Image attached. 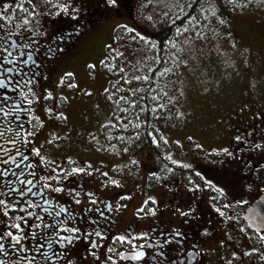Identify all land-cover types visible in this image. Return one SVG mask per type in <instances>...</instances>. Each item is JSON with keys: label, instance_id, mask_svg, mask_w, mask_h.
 <instances>
[{"label": "flooded vegetation", "instance_id": "1", "mask_svg": "<svg viewBox=\"0 0 264 264\" xmlns=\"http://www.w3.org/2000/svg\"><path fill=\"white\" fill-rule=\"evenodd\" d=\"M103 1L0 0V37L9 40L7 48L13 52V57H8L7 51L3 49H0V56L10 61L19 57L15 63L6 64L4 67L15 69V72L8 75L13 81L20 82L19 87L10 85L13 91L5 93V90L0 89V95L7 94L15 99L27 94L32 101L30 105L27 101L21 102L24 111L20 113L21 122L24 123L23 131L26 133L31 130L33 133L29 137L32 143L26 146L17 145L29 156L24 165H37L35 169H26L25 178L33 179L35 183L41 177H54L51 186L63 187L65 191L54 193L46 190V195L72 212L75 226L81 231L100 230L105 237L101 239L93 235L87 237V240L81 237L66 249L54 245V250L64 251L65 256L63 259L54 257L50 264H156L151 257L161 252L164 255L156 258L160 264H264V239H261L264 229L253 228L244 215L264 195V113L252 112L251 116H247V113L244 116L240 114L238 118L243 127L235 126V131L228 136L225 144L216 142V145H210V150L216 156L209 162L194 157H185V160L181 159L183 161L176 165H170L161 158L150 161L146 167L147 180L155 182L153 185L149 184L141 194L139 192L136 199L132 197L133 208H130V199L123 189L106 192L99 188L96 180L87 171L67 175L74 168L68 166L67 159H63V155L49 157L52 148L49 144L51 139L45 138L49 134L48 130L38 140L40 137L36 124L40 109L37 95L44 93L47 96L46 84L51 79V71L63 60L64 53L71 51L94 27L92 18H97L98 15L104 17L108 13L109 0ZM122 1L126 6L127 0ZM67 2L72 8L66 6ZM69 33L70 36L67 35ZM58 37L61 39H57ZM11 41H16L18 47L13 48ZM25 44L30 47L24 48ZM21 52L25 53L24 57H20ZM27 55H31L35 63L28 61L25 64L23 61ZM29 78L32 83H25ZM5 111H8L7 107ZM245 116L249 119L248 122L244 120ZM29 119L31 124L28 123ZM13 120L12 115L3 117L0 114V123L15 128V123L9 124ZM11 135L12 133L6 132L0 142L14 155L15 149L7 143ZM168 145L170 149L174 148L173 143ZM35 149L39 150L46 163H41V157L35 155ZM0 167L14 168V165ZM61 170L64 175L57 176ZM32 171H35V177L28 175ZM13 186L23 187L15 184ZM40 187L38 183L33 190ZM0 190L7 193L6 187ZM69 190L80 192L79 204L73 201ZM90 193L93 195H88ZM29 198L34 202L40 199ZM0 199L11 203L17 197L11 193L0 196ZM91 199H95L97 203L91 204ZM108 205H112V208L109 209ZM20 207L25 206L18 205L17 209ZM150 210H154L155 214ZM8 211L9 217H4L0 212V231L4 230L6 223L19 222L25 232H28L29 228L23 222L15 221L17 215L25 213L19 210ZM28 211L40 213L41 210ZM44 216L47 222V214ZM90 219L97 221V224H91ZM35 222L34 218H28V225ZM66 226L72 227L73 224L70 221ZM9 230L15 232L14 229ZM175 231L180 232L181 237L173 239ZM145 234L148 239H133ZM119 236H126L130 243L121 244L115 239ZM165 239H172V244L158 247ZM93 240L98 247L91 248L90 242ZM30 242H26L25 246ZM4 243L7 247L9 241L6 239ZM149 244L152 245L151 248L147 247ZM140 245L144 247L141 248ZM109 248L113 251L108 252ZM136 251H144L145 258L141 261L120 259L121 255L132 256ZM109 256L112 260H108ZM16 259L17 256L11 257L13 264ZM37 259L41 258L37 256ZM21 264H28V261H21Z\"/></svg>", "mask_w": 264, "mask_h": 264}, {"label": "rangeland", "instance_id": "2", "mask_svg": "<svg viewBox=\"0 0 264 264\" xmlns=\"http://www.w3.org/2000/svg\"><path fill=\"white\" fill-rule=\"evenodd\" d=\"M127 1L129 7L122 0H116L115 5L109 0L111 12L101 17L102 21L86 33L69 56L61 60V69L46 84L49 98L44 99V93L37 95L40 117L36 128L39 141L48 129L54 134L49 142L52 149L67 147L74 151L80 146L110 152L107 158L118 167L116 173L110 175L97 169L99 173L89 172L95 175L102 190L123 189L130 199V208H133L132 197L136 199L139 192L141 194L149 184L153 185L147 180L146 171V164L153 157L144 143L133 150L127 143H124L126 146L104 145L102 132L106 124L109 127L118 121L111 116L105 99L109 81L105 66L121 53L125 31L133 29L143 34L148 27L147 19L155 18L163 9L180 5L183 0ZM258 5L261 6L234 15L231 39L207 46L201 56L193 47L190 49V66L181 78L177 112L171 122L158 125L167 144L176 140L173 137L175 130L182 133L183 128L188 130L184 141L178 136L177 145L173 144L175 152H168L172 161L181 163V157L210 161L216 156L210 145H216V142L225 144L235 126L243 127L237 120L239 111H264V0H259ZM66 6L72 8L68 2ZM63 68L70 69L63 72ZM83 103L90 104V108L83 115L78 114L77 107L85 106ZM46 110L47 118L43 116ZM244 120L249 121L246 116ZM178 145H181L183 154Z\"/></svg>", "mask_w": 264, "mask_h": 264}, {"label": "trees", "instance_id": "3", "mask_svg": "<svg viewBox=\"0 0 264 264\" xmlns=\"http://www.w3.org/2000/svg\"><path fill=\"white\" fill-rule=\"evenodd\" d=\"M254 1L183 0L176 7L163 9L155 23L147 20L148 26H153L145 27L143 34L132 29L124 32L121 53L106 65L110 76L106 97L118 119L107 131V139L114 144L127 143L129 148L144 142L162 159L163 142L156 143L154 138H161L158 125L175 113L190 49L201 55L207 46L231 39L232 16L250 8ZM101 17L92 18V25H98ZM144 76L149 79L145 81Z\"/></svg>", "mask_w": 264, "mask_h": 264}, {"label": "snow or ice", "instance_id": "4", "mask_svg": "<svg viewBox=\"0 0 264 264\" xmlns=\"http://www.w3.org/2000/svg\"><path fill=\"white\" fill-rule=\"evenodd\" d=\"M110 3L115 5L116 0H110ZM73 19H76V17H73ZM67 35L70 36L71 33ZM57 39L61 38L58 37ZM8 44L9 40L7 38L0 37V49L7 51L8 57H13V52L8 51ZM11 46L13 48L18 47L17 42L11 41ZM23 47L29 48L30 45L25 44ZM19 55L20 57H24L25 53L21 52ZM17 59H19V57H16L10 61L6 57L0 56V89L5 90V93L7 91L14 90L10 89V85L15 84L17 87L20 85L19 81H13V79L8 75L15 72L16 70L11 67H4L6 64L15 63ZM28 61H33V57L31 55H27V58L23 62L26 64ZM33 63H35V61H33ZM165 71L169 70L165 69ZM163 74V72L160 73V75ZM24 75H28V73H24ZM135 79H140V77H135ZM143 79L147 81L149 77L144 76ZM25 83L31 84V78H29V80ZM140 91H143V89H140ZM18 100L20 102H17ZM24 101H27L29 105L32 103V101L29 100L27 94H22L15 99L7 94L0 95V114H2L3 117L10 115L14 116V120L9 121V124H16V127L12 128L0 123V141H3L6 132L12 133L11 137L7 140V143L11 145L13 149H15V153L12 155L10 154L11 150L5 149L3 142H0V165H14V168L0 167V189L5 187L7 188V193L0 190V196L14 193L17 197V199L13 200L11 203L6 202L4 199H0V212L3 213L4 217H9L8 210H19L24 212L25 215H17L15 217V221H21L29 228V231L25 232L24 228L19 222H11L4 225V230L0 231V264H13V261L11 260L12 256H17L14 264H21V261H28V264H50V262H53L54 257L56 259H63L65 256L64 251L54 250V245H59L60 249H66L67 246L73 243V241L78 240L81 237H84L85 240H87V237L93 235L101 239L105 237L102 235L100 230L81 231L78 226H75V217L73 216L72 212L62 204L55 202L54 199H51L46 195V190L54 193H62L65 191L63 187L51 186V180L54 177H41L35 183L33 179L25 178L26 169H35L37 165L33 163L24 165V162L29 160V156L26 155L24 151H21L19 147H17V145L26 146L32 143L29 137H31L33 133L31 130H27L26 133L23 131L24 123L21 122L20 117V113L24 111V109L21 107V102ZM6 107L8 108V111H5ZM28 123H32L31 119L28 120ZM34 151L35 155L41 157V163H46L45 158L41 156L39 150L35 149ZM22 165H24V168H22ZM15 169H20V171L18 172ZM53 171L55 172L56 170L53 169ZM84 171L85 170L82 168L74 167L67 173V175L71 176L73 174L83 173ZM28 175L35 177L36 173L35 171H32L29 172ZM63 175V170L57 173V176ZM8 177H12L14 179H6ZM38 183L41 185V187L34 191L33 189L37 188ZM57 183H59V180H57ZM113 183L116 182L113 181ZM14 184L23 187H14ZM69 195L72 196V199L76 204L81 202L79 199L81 195L80 192L69 190ZM88 195L91 196L93 194L90 193ZM29 197H39L40 199L34 202L33 199ZM90 203L95 205L97 201L95 199H91ZM153 203H155V201H153ZM21 204H23L25 207H20L17 209V206ZM108 208L111 209L112 205H108ZM29 209H40L41 211L40 213H37L35 211H28ZM89 211H91V209H89ZM141 211H143V209H141ZM150 211H152L153 215L155 214L154 210ZM44 214H47V217L49 218L47 222H45ZM101 215H103V213H101ZM28 218H34L36 222L28 225ZM70 221L72 222L73 226L67 227L66 225ZM90 223L95 225L97 224V221L90 219ZM9 229H14L15 232ZM61 233L65 234L61 235ZM177 237H181V233L175 231L173 239H176ZM137 238L148 239L146 234L140 237H133V239ZM6 239L9 241L7 247L4 243ZM115 239L121 244L130 243L126 236H119ZM261 239H264V236H262ZM29 240L31 242L28 243V246H25L26 242ZM172 242V239H165L162 244H158L157 246L163 248L165 245L172 244ZM90 246L91 248L98 247L94 240L90 242ZM139 247L143 248L144 245H140ZM147 247L151 248L152 245L149 244ZM112 251L113 249H108V252ZM29 252H31L32 255H27ZM20 253H24L25 255H19ZM145 255L146 254L144 251H136L135 255H121L120 259L141 261L145 258ZM163 255L164 254L162 252L156 253L151 257V259L155 261L156 264H160L156 258ZM37 256H39L41 259H37ZM4 257H9V259H5ZM108 260H112V257L109 256Z\"/></svg>", "mask_w": 264, "mask_h": 264}, {"label": "water", "instance_id": "5", "mask_svg": "<svg viewBox=\"0 0 264 264\" xmlns=\"http://www.w3.org/2000/svg\"><path fill=\"white\" fill-rule=\"evenodd\" d=\"M244 215L253 228L264 229V195L257 199Z\"/></svg>", "mask_w": 264, "mask_h": 264}]
</instances>
